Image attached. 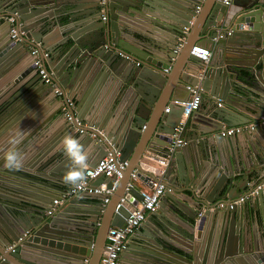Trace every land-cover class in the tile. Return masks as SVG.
Wrapping results in <instances>:
<instances>
[{
	"label": "water",
	"instance_id": "95a60500",
	"mask_svg": "<svg viewBox=\"0 0 264 264\" xmlns=\"http://www.w3.org/2000/svg\"><path fill=\"white\" fill-rule=\"evenodd\" d=\"M101 1L0 0V14L15 16L20 34L13 39L11 23L0 19V55L19 47L31 56L14 91L0 100V127L9 120L0 129V264H100L108 228L122 226L142 198L137 186L126 191L131 173L143 183L151 177L140 160L168 147L183 112L172 101H187L188 86L197 84L200 105L186 122V144L165 168L168 190L118 264H264V185L253 201L217 207L264 180V0ZM31 40L48 52L44 65L74 101L72 115L88 124L83 132L61 115L53 88L38 76ZM195 47L210 53L207 64L191 54ZM247 124L253 129L220 134L224 125ZM16 126L24 131L18 149L30 145L33 161L19 171L3 166L8 130ZM68 135L84 145L88 168L112 150L128 162L112 195L71 193L74 185L63 181L73 166L63 151ZM27 181L43 190L30 195ZM102 182L111 189L114 179L100 175L92 184Z\"/></svg>",
	"mask_w": 264,
	"mask_h": 264
},
{
	"label": "built area",
	"instance_id": "2783aa9c",
	"mask_svg": "<svg viewBox=\"0 0 264 264\" xmlns=\"http://www.w3.org/2000/svg\"><path fill=\"white\" fill-rule=\"evenodd\" d=\"M224 2H228L229 0H223ZM104 3V0L101 1ZM2 14V13H1ZM0 14V19H7L11 23L10 35L13 39L17 40L18 36V26L16 25V17L15 16H2ZM104 19V17H103ZM184 30H187L184 27ZM232 32L231 29L227 30V35ZM224 34L219 33L217 37H222ZM183 40V37L180 38ZM181 43L178 44L177 48H180ZM30 52L33 57V65L38 73V76L44 82V84L53 88L54 94L58 100L60 113L66 119L68 123L72 125L76 132H83L85 127L87 126L81 119L74 117L72 115L71 110L74 108V101L66 94V91L60 87V85L55 80L54 74L51 70L46 69L44 65V59L48 57V52L43 49L41 42H35L31 40ZM191 54H198L201 56L204 64L209 62L210 53L207 51L195 47ZM120 55L125 58H130L129 54H125L124 52H120ZM140 61H136V65H140ZM164 71H168V68H165ZM191 90L190 97L187 101H172V104H178L183 107L182 117L178 121L177 125L174 128L173 139L169 143L168 147L165 149L164 154L160 155L156 159V165L153 166L150 171L151 177L149 176L146 182H141L139 186L137 181L139 180L136 174L133 172L130 175V180L126 184V191H130V189L134 187H138L140 189V193L142 198L140 199L137 206H134L133 209L129 212L127 218H125L124 224L120 227L111 226L108 228L106 232V239L104 244L103 255L100 260V264H118L120 254L126 249L129 237L133 235L146 219L147 215L156 211L158 208V204L160 198L163 194L168 190L165 185V168L168 164V161L175 151L176 148H179L186 144V140L183 136V132L186 125L187 118L191 115V113L199 108L200 99H201V88L200 85L197 84L193 87L188 86ZM169 108L165 109V112H168ZM91 128H95L91 126ZM245 129H253L252 124L247 125H238V126H225L222 131H220L221 136H230L235 133L242 132ZM92 137L95 134H90ZM108 144L113 146L111 139L107 140ZM113 148V147H112ZM119 152L115 150L108 151L107 155L103 157L98 164L93 168L87 169V177L84 181L81 182L79 186H73L71 189V193L76 192H88V193H96V194H105L111 193L115 188V184L122 177L125 168L128 165L127 161H120L118 159ZM100 175H105L108 178L114 179V184L111 189L106 187V182H102L97 186L92 184V181ZM264 185V180L256 185V187L249 191L248 193L239 195L235 198H229L224 201H220L217 204L218 208L221 209H232L237 205H241L246 201L252 199ZM104 203L108 202V198L103 199ZM125 201V198L122 197L120 199V203L117 204L116 212H118V208L121 206V203ZM61 201L59 199L54 200V204L57 205ZM53 208V207H52ZM47 211V213L51 214L53 209ZM30 234V231H24L16 241H13L9 246H7L6 250L14 251L16 247Z\"/></svg>",
	"mask_w": 264,
	"mask_h": 264
},
{
	"label": "crops",
	"instance_id": "0c3cea01",
	"mask_svg": "<svg viewBox=\"0 0 264 264\" xmlns=\"http://www.w3.org/2000/svg\"><path fill=\"white\" fill-rule=\"evenodd\" d=\"M1 8H3V7H1ZM0 11L1 12H5L2 9ZM3 24H1V21H0V26L3 25ZM61 32H62L61 30L60 31H57V33L55 34L56 37L59 38L61 36V34H62ZM1 34L2 33L0 31V36H1ZM19 50H20V48L18 47V48H15V50H11L10 51V54L9 53H2L0 55V100L1 101L4 100V98L6 96H9L12 91H14L13 84L16 83V82H19V80L22 78L23 69L28 68V65L30 63V60H31L30 54H27L25 52L24 53L23 52H20ZM168 70H169V67H168ZM165 72H168V71H165ZM9 79H10V82H9ZM46 86H48V85H46ZM65 91L68 92L67 90H65ZM70 93H74V91L71 90ZM70 93H69V95H70ZM30 110H31L30 108L27 109L24 112V114H23V115L26 116V117H24V120L25 121L27 120V118H30V116H31L29 114L30 113L29 112ZM198 116L201 117V118H204L203 115H198ZM189 117L187 118V120L189 119ZM16 120H19V119H15V120H13L11 122H14ZM187 120H186V122H187ZM83 122L86 123L85 121H83ZM2 123L3 124L1 125L0 129H3L4 128V127H2L3 125L4 126L5 125H9L8 118H3ZM66 126L67 125L65 124V122L62 121V127H66ZM224 127H225V125L223 126V128ZM185 130H186V127H185L184 132H183L184 138L187 135H189V133H187ZM29 149H30V145L26 149V152H27L26 155L27 156H26V159H25V162H24V163H26V165H28L29 163L31 164L33 162L32 159L29 157V154H28L29 153ZM164 151L165 150H163L161 152V155L164 154ZM158 157H159L158 155H152L150 157L143 156L142 159L140 160V162H141L140 163V166L143 168L142 170L145 171V172H150L152 170L153 166L156 165V159ZM137 184L140 186L141 185V181L138 180L137 181ZM23 186L30 193V195H33V196L36 195V194H39L43 190V189H39L36 185H34V184H32L31 182H28V181L27 182H24L23 183ZM110 194L112 195V192ZM252 199H250L248 201H253ZM110 200L111 199L109 198L108 199V202H110ZM86 201L89 202V201H91V199H86ZM255 203L256 202H254L252 204V202H251L250 209H254L255 210L257 208V205ZM150 228L154 230L156 227H155V225L153 223H150ZM141 237H139L138 241H133L134 242L133 243L134 245L132 247L135 250H138L139 249V246L141 245V242H142V239H143ZM119 259H120V257H119Z\"/></svg>",
	"mask_w": 264,
	"mask_h": 264
},
{
	"label": "clouds",
	"instance_id": "9594fccd",
	"mask_svg": "<svg viewBox=\"0 0 264 264\" xmlns=\"http://www.w3.org/2000/svg\"><path fill=\"white\" fill-rule=\"evenodd\" d=\"M24 139V131L18 126L10 128L7 135V149L3 154V166L9 170L19 171L23 168L26 154L21 153L18 146ZM63 151L71 160L72 167L69 168L64 176L63 181L66 184L79 186L87 177L88 152L85 150L78 138L71 135L65 136L63 141Z\"/></svg>",
	"mask_w": 264,
	"mask_h": 264
}]
</instances>
